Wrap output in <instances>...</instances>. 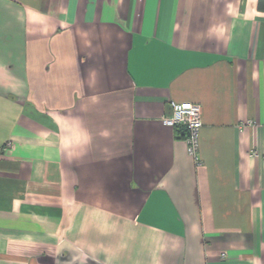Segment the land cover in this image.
I'll return each mask as SVG.
<instances>
[{"label":"crops","instance_id":"crops-1","mask_svg":"<svg viewBox=\"0 0 264 264\" xmlns=\"http://www.w3.org/2000/svg\"><path fill=\"white\" fill-rule=\"evenodd\" d=\"M0 264H264V0H0Z\"/></svg>","mask_w":264,"mask_h":264},{"label":"built area","instance_id":"built-area-1","mask_svg":"<svg viewBox=\"0 0 264 264\" xmlns=\"http://www.w3.org/2000/svg\"><path fill=\"white\" fill-rule=\"evenodd\" d=\"M167 112L161 117L163 123L178 126L184 130L187 152L198 161V133L201 127V106L194 102H178L171 100Z\"/></svg>","mask_w":264,"mask_h":264},{"label":"trees","instance_id":"trees-1","mask_svg":"<svg viewBox=\"0 0 264 264\" xmlns=\"http://www.w3.org/2000/svg\"><path fill=\"white\" fill-rule=\"evenodd\" d=\"M176 127H178V126H176ZM181 128V127H180ZM182 129V128H181ZM182 134H181V136L183 137L184 136V130L182 129Z\"/></svg>","mask_w":264,"mask_h":264}]
</instances>
